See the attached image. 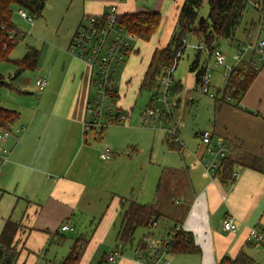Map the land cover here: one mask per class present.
<instances>
[{
  "label": "crops",
  "instance_id": "crops-1",
  "mask_svg": "<svg viewBox=\"0 0 264 264\" xmlns=\"http://www.w3.org/2000/svg\"><path fill=\"white\" fill-rule=\"evenodd\" d=\"M78 1H82L81 19L84 15L103 14L113 3L118 4L120 14L157 12L163 15L159 36L156 38V34L151 42L144 43L137 38L141 45L133 46L128 57L134 55L135 60L128 64L127 85L134 78L141 92L154 52L169 44L176 28V0H148L140 4L136 0H130L129 4L124 0ZM262 16L260 25L264 30ZM253 53L255 56L256 52ZM136 55H141L142 60L147 56L144 71L138 69ZM208 57L204 65L212 67L213 73L217 69L210 65L211 56ZM234 64L233 60L227 61V66ZM257 65L259 74L239 106L230 100L216 105V116L208 130L214 133L215 139L224 140L227 149L224 159L212 154L213 145L201 141L198 145L181 143V150L171 149L166 137L172 156L159 161L153 154L146 164L122 158L110 148L111 157L102 158L104 133L98 129L85 133L83 127L92 93L91 69L74 56H69L61 68L55 64L49 74L50 90L40 94L38 104L23 105L19 109V119L9 129L12 135L0 141V150L9 151V160L0 162V235L9 220L21 226L16 241L20 253L17 264H36L35 256L41 255L50 241H64L61 226L68 221L78 233L79 223L93 220V224L100 218L91 239L110 230L115 224V220L111 224L114 217L121 215L123 199L154 205L161 215L155 229L157 234L163 232L161 236H165L175 226H183V231L193 234L201 253L172 254L171 264H220L224 257L233 259L241 250L247 253L251 247L250 228L264 227L262 56ZM218 69L215 88L221 91L226 85L227 73L225 67ZM123 98L119 93L117 104L125 110ZM89 134L93 137L87 138ZM213 160L220 164L219 169L207 171L206 163ZM228 161L232 164L229 175L224 166ZM144 167L145 179L136 192L138 172ZM147 179L151 183L155 181L156 186H148ZM228 215L239 223L236 234L223 229V220ZM110 217H113L111 222ZM93 256L91 253L87 262ZM131 261L138 264L133 258ZM119 264L126 263L120 258Z\"/></svg>",
  "mask_w": 264,
  "mask_h": 264
},
{
  "label": "rangeland",
  "instance_id": "rangeland-1",
  "mask_svg": "<svg viewBox=\"0 0 264 264\" xmlns=\"http://www.w3.org/2000/svg\"><path fill=\"white\" fill-rule=\"evenodd\" d=\"M136 1L140 4L148 0ZM124 2L129 4L130 0H124ZM183 2L184 0H176L175 15L177 20L179 7ZM256 2L257 0H249V5L243 14L234 37L223 39L219 44L209 48L204 45L197 35H188L186 37V49L173 72V85L169 92V99L173 104L170 119L158 120L152 118L147 123L143 122V112L155 104L156 98L162 95V90H157L156 92L143 90L140 92L134 78L128 87L125 74L127 73L128 64L135 60L134 55L127 59L120 66L115 77L120 82L117 90L118 93L121 94L122 98L126 95L123 98L125 100L122 101V106L125 110L118 106L117 101L116 104L112 105V108L121 112L126 117V120L121 123L116 122L115 125L105 126L103 129L98 128V131L102 129V133H104L101 139L102 151L105 148H110L121 155L122 158L146 164L149 163L151 156L155 154L159 161H161L164 157L172 156L170 155L168 145H166V137L169 135L168 129H173L177 132L178 141L184 146L185 143L200 144L196 133L208 130L212 126L216 116V95H218L220 90L215 88L219 79L218 75L215 79V75L220 70L218 69L220 67L215 68L217 71H213L211 74L213 76L211 93L215 94V97H212L210 94L202 91L201 86L196 82V72L190 70L192 63L198 57L196 47H203L202 53L199 56L200 65L205 64L209 58L207 49L218 46L226 54L227 61H232L233 56L239 53V45L246 47L242 60L246 62L254 60L258 64L261 55L256 52L255 56H253L254 50L252 47H254L258 37L260 41L264 40V30H261L260 14L253 7V3ZM18 9V7L13 9V24L21 37L10 52L9 60L0 61V76H3L10 85L3 87L0 91V106L9 110H16V112L23 105L38 104L40 94L36 91L37 80L41 78L47 79L48 83L45 90H50L49 88L52 87V84L49 74L52 67L57 64L61 68L63 62L68 60L69 56H72L68 49L71 45L70 39H72L77 30L83 8L82 1L78 0H48L43 17L30 14L34 20L33 24L21 18L17 13ZM208 14V0H205L199 11V17H207ZM253 22L257 25L256 27ZM262 22L264 24V15L262 16ZM163 23L157 32L156 38L161 32ZM246 29H249L250 32H247ZM132 45L136 47L141 45V43L135 38L132 40ZM30 48L40 51L38 66L35 69H26L18 74L19 69L15 63L22 59ZM136 56V60H139L138 69L144 71L146 69L147 56L143 60L141 55ZM210 63V65L214 66L213 58H211ZM94 89L92 85V98L95 95ZM91 137H93L92 134H89L87 138ZM138 175L135 185L136 192L144 182L145 167L139 170ZM151 185L153 187L154 185L156 186L155 181L152 183L148 182V186ZM112 218L110 217L109 222H111ZM114 220L115 224H113ZM91 221L93 220H88L85 224L79 223L78 233L63 232L61 235L64 236V241H60L61 239L50 241L46 246V250L41 255L35 256L37 258L36 264H59L69 254L74 239L79 234L84 233L89 238L94 234L100 218L93 224ZM111 224L113 226L110 230L102 231L98 236L91 239L80 264H98L105 253H110L116 248L117 234L121 224L120 216L114 217ZM147 229L144 227L137 229L133 244L125 246V252L122 256L123 258L121 257V261H124L126 264H134L131 261L133 258L131 247H133L132 249L137 248L143 235L148 232ZM155 235L161 236L163 232H161V235L155 232ZM246 251L254 260V264H264V257L261 251L254 247H249ZM91 253L94 256L87 262Z\"/></svg>",
  "mask_w": 264,
  "mask_h": 264
},
{
  "label": "trees",
  "instance_id": "trees-1",
  "mask_svg": "<svg viewBox=\"0 0 264 264\" xmlns=\"http://www.w3.org/2000/svg\"><path fill=\"white\" fill-rule=\"evenodd\" d=\"M48 0H0V61L9 60L10 52L15 47L19 33L15 40L10 39V32L14 29L13 9L15 7L24 8L30 14L42 17ZM205 0H184L179 7V15L176 28L173 32L169 44L157 49L149 62L144 75L141 91L148 90L156 92L159 88V80L170 70L176 69L178 62L186 49V37L197 35L206 47H213L223 39L235 36L237 27L246 11L249 0H208L209 14L207 17H199ZM263 1L264 0H257ZM258 10V9H257ZM260 16L264 15V7L258 10ZM119 23L136 38L143 42H149L157 34L162 24V15L157 12L126 13L118 18ZM4 25L5 29H1ZM216 47V46H215ZM200 53L192 63L190 70L196 72L197 84L201 81V76L205 71V65H200ZM40 51L30 48L22 59L16 61L18 74L26 69H35L38 66ZM259 74L251 61H244L236 66L228 75L226 85L223 90L216 95V104H223L233 101L239 106L241 99L250 89ZM10 86L3 76H0V91L3 87ZM19 119V113L0 106V126L4 129L10 127ZM103 130L99 131L102 133ZM197 136V133H196ZM169 147L174 150H181V143H176L174 138L167 136ZM228 161L225 169L230 173ZM224 176V175H223ZM228 177V176H227ZM224 178V177H223ZM122 200L121 224L117 234V245L120 243L125 252L127 244L132 245L134 236L138 228H149L153 222H158L160 213L154 205H142L136 201ZM21 231V226L13 221H7L0 235V264L17 263L20 253L16 249L17 237ZM91 237L86 234L78 235L73 242L69 254L62 259L59 264H80ZM142 240L138 247L144 248ZM173 254H200L201 249L196 244L191 232L180 231L172 240ZM133 247H131L132 250ZM108 253H105L98 264H107ZM220 264H254V260L243 250L233 259L224 257Z\"/></svg>",
  "mask_w": 264,
  "mask_h": 264
},
{
  "label": "built area",
  "instance_id": "built-area-1",
  "mask_svg": "<svg viewBox=\"0 0 264 264\" xmlns=\"http://www.w3.org/2000/svg\"><path fill=\"white\" fill-rule=\"evenodd\" d=\"M253 7L260 10L264 7V2L257 1L253 3ZM17 13L21 18L33 24L34 20L29 11L19 7ZM120 15L118 4L116 3L111 4L103 14L84 15L69 47V52L72 56L89 65L91 69L90 90L92 85L95 88V95L88 101L86 118L83 123L85 133L98 128L103 129L105 126L126 120V117L121 112L112 108V105L116 104L119 98L117 90L120 82L115 77L120 66L126 62L133 51L132 40L136 37L119 23L118 18ZM1 29H5V26L2 25ZM17 33L18 31L14 26V29L9 34L10 39L15 40ZM249 36L251 35L249 34ZM202 48V46L196 47L197 50H202ZM245 48L243 45L239 46V53L233 56L235 63L233 66H227V56L218 46L207 49V51L211 58L214 59V67H225L228 77L229 73L243 62L242 56L246 52ZM252 48L254 52H258L262 56L263 60L264 40L260 41L258 37ZM252 65L258 70V65L255 61H252ZM173 72L174 69L160 78L158 90H162V95L156 98L155 104L143 112L144 123L149 122L152 118L158 120L171 118L173 104L170 102L169 92L173 85ZM211 74L212 68L205 66L199 85L204 93L215 97V94L211 93ZM47 83L48 80L45 78L38 80L37 91L39 94L44 92ZM168 134L174 138L176 143H181L178 141L175 130L168 129ZM11 135L9 129L7 130L0 126V141L6 140ZM197 137L203 144L213 145L212 154L215 157L225 158L227 149L223 139H215V135L211 130L198 132ZM0 151V162L6 163L9 160V151L6 149H1ZM112 153L109 148H105L101 156L103 159H109ZM219 166L220 164L213 160L206 163L205 168L207 171L215 172L219 169ZM158 225V222H153L148 228L149 232L147 235L141 239L144 248L132 249L133 259L138 264H171L170 256L173 254L171 243L177 234L183 230V226H175L165 236H156L155 229H157ZM223 229L230 234H236L239 231V223L234 216L228 215L223 220ZM61 232L74 233L75 227L68 221L61 226ZM248 243L251 247L261 251L264 257V227L255 226L250 228ZM122 247L119 243L113 251L108 253L107 264H119L120 258L124 255Z\"/></svg>",
  "mask_w": 264,
  "mask_h": 264
}]
</instances>
